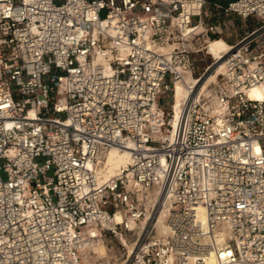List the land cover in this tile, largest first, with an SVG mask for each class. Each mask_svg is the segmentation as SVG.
Here are the masks:
<instances>
[{"label": "built area", "instance_id": "obj_1", "mask_svg": "<svg viewBox=\"0 0 264 264\" xmlns=\"http://www.w3.org/2000/svg\"><path fill=\"white\" fill-rule=\"evenodd\" d=\"M219 38L220 111L190 88L175 119L173 85ZM260 42L264 0H0V264H82L85 232L128 238L144 218L128 264H204L216 228L233 253L220 264H264V101L248 96L264 90ZM111 150L130 162L102 181ZM137 190L155 194L148 215Z\"/></svg>", "mask_w": 264, "mask_h": 264}, {"label": "bare ground", "instance_id": "obj_2", "mask_svg": "<svg viewBox=\"0 0 264 264\" xmlns=\"http://www.w3.org/2000/svg\"><path fill=\"white\" fill-rule=\"evenodd\" d=\"M184 2L195 1V0H180ZM228 44L222 39L211 40L207 43L205 47L206 55H208L212 60L217 62L214 67L213 73L206 77V79L201 83L196 80V78L192 75L191 72H181L179 80L175 82L173 85V95H172V104L171 110L174 114L175 119L178 117V114L181 110L183 101L189 96V89L193 88L196 93V98L201 100L202 98L210 101L212 110L214 113L220 111V107L216 104L214 100V94L210 85L215 83L217 77L222 74L223 66L222 63L218 60L222 58V54L227 52ZM214 88V87H213ZM248 96L252 99H256L258 101H264V90L260 88L252 89L248 92ZM130 162L129 154L127 151H117L111 150L108 152L103 158H98L96 171L100 174V178L102 181L110 180L114 178L122 168L127 166ZM91 169H94L93 166H90ZM138 200L143 203V206L146 209L147 215L151 212V207L154 203L155 194L154 192H150L149 195H144L138 190L136 191ZM170 204V200H166L165 206L163 210L157 216V220L154 225L155 230V239L163 240L166 242L168 240V236L171 231L168 228V225L165 223L166 214L168 210V205ZM123 220L122 213L118 211L115 214L114 221L115 223H120ZM147 219H141L139 223L133 224V228H136V232L141 234L143 230V226L145 225ZM197 222H200L202 225L207 223V217L203 211L197 212ZM96 231V230H94ZM94 231L85 232L83 234V242L80 245L79 254L82 256L83 264H110V256L108 254L107 246L104 241L100 238H97V233ZM206 229H203V236H200V241L204 243H208L211 241H216L214 244V250H212L208 255H206L204 259V264H220L218 261L219 253H222V258H229L232 256V251L228 250H220L218 252V248L223 245V243L229 238L230 234L226 229H215L213 231V237H209L206 233ZM93 238V239H92ZM97 238V239H96ZM126 243L129 241L124 237ZM124 241V242H125ZM133 245H130L128 248V254L131 253L133 249ZM123 246L126 247L125 243ZM175 255L174 250L169 255L170 258H173ZM190 263L193 264V260H190ZM232 264V263H231Z\"/></svg>", "mask_w": 264, "mask_h": 264}, {"label": "rangeland", "instance_id": "obj_3", "mask_svg": "<svg viewBox=\"0 0 264 264\" xmlns=\"http://www.w3.org/2000/svg\"><path fill=\"white\" fill-rule=\"evenodd\" d=\"M208 1H211V2L216 1V2H220L222 4H227V0H208ZM101 16L103 17L104 16V13H102ZM233 22H234L235 26H237V27H236V30L235 31H233L230 27H227V29H226L227 34L224 37V39L227 42H232V39L236 35V32L238 34H240V31H239V28H238L239 22L238 21L236 22L234 20H233ZM250 25H252V24H250ZM259 44H260V46H263L264 42H260ZM202 59H203V61H201L200 63H197L195 65V70L193 72V76L195 78H197L198 75H200V74L203 73V71L205 70V68L207 67V65L212 60L205 53L202 54ZM214 67H215V65H214ZM209 75H210V73H208L207 75H205L204 78L201 80V83ZM213 87H214L213 84H211L209 89L211 90V88H212V90H213ZM169 97L171 98L172 95L169 96ZM169 104H172V99H171V101H169ZM48 175L51 176L52 175V172H50ZM2 178L3 179L6 178L4 174H2ZM124 237H125V235H117L116 236V235H114L112 233H103V232L102 233H97V238L102 239L104 241L105 245L107 246L108 254L110 256V261H109L110 264H128V262H129L128 259H129V256H130V254L127 253L128 252V248L130 247V245H132L134 243V240L136 239V237H138V233L136 232L135 234H132L131 237L128 236V238H126L129 241L128 243H126ZM123 243H125L126 247L123 246Z\"/></svg>", "mask_w": 264, "mask_h": 264}]
</instances>
